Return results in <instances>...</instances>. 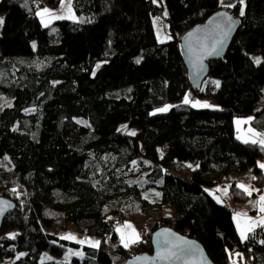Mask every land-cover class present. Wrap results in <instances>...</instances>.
<instances>
[{
  "label": "trees",
  "instance_id": "trees-1",
  "mask_svg": "<svg viewBox=\"0 0 264 264\" xmlns=\"http://www.w3.org/2000/svg\"><path fill=\"white\" fill-rule=\"evenodd\" d=\"M61 2L0 0V158L12 166L0 172V196L16 203L0 230V264H123L151 252L162 227L197 239L214 264H230L235 253L243 264H264V225L241 240L229 203L206 191L230 180L232 201L244 204L264 190V146L238 139L234 127L251 116L264 131V0H70L76 19L43 25L39 9ZM221 9L240 25L207 62L206 79L219 85L206 93L189 78L180 37ZM162 15L171 36L164 42L153 24ZM125 86L129 98L107 96ZM185 95L217 107L176 103L153 113ZM121 123L136 133L119 131ZM249 169L250 195L232 179ZM164 206L174 223L146 213ZM117 212L136 225L138 242L120 244L109 225ZM71 226L99 245L60 237ZM68 249L80 254L41 261Z\"/></svg>",
  "mask_w": 264,
  "mask_h": 264
},
{
  "label": "rangeland",
  "instance_id": "rangeland-1",
  "mask_svg": "<svg viewBox=\"0 0 264 264\" xmlns=\"http://www.w3.org/2000/svg\"><path fill=\"white\" fill-rule=\"evenodd\" d=\"M64 0H62V2L57 6V8H60L59 6H61V4L63 3ZM157 2V0H154ZM234 2L239 3L241 5V7H243V0H228L227 4H233ZM222 3L224 4L225 1L222 0ZM54 15V14H53ZM61 15L64 16L61 18V20H72L74 19L75 15L74 12L71 8L70 3L67 4L63 10L61 11ZM164 15H166V13H164ZM157 16V17H153V24L155 27V31H156V35H157V39L160 42H164V41H169L171 39L170 33H169V27H168V23L165 20V16ZM55 16H50L49 18H43L41 19V23L43 25H49L50 23H52L54 20ZM0 19H2L3 21V15L0 14ZM1 27L2 24H0V34H1ZM261 55L260 54H256L253 56V59L255 61V63H258L257 61H261ZM102 61L98 62L93 70V73L96 71V69L98 67H100L102 65ZM219 83L218 79H210L207 78L203 81L202 83V90L206 93H214L216 91V83ZM130 90L131 87L130 86H125V87H121L119 89H115V90H110L107 92V96L110 98H120V97H126L129 98L130 97ZM185 98L188 99V103L190 104L193 108L195 109H202V108H215L217 107V105L215 103H213L208 97H197V98H190L188 95H185L181 101L179 102H174V103H169L166 106L159 108L155 111H153V113H162V112H166L168 111L172 106H174L176 103H185ZM207 105V106H205ZM262 105V101L259 103L258 107H260ZM161 109H167L166 111H161ZM241 118H246V117H239L236 119H241ZM77 121L84 124V125H88V121L82 118H77ZM118 130L119 131H124L125 133L129 134V135H133L132 133H136V130L133 128L128 127V125L126 123H121L118 126ZM237 138L242 140V141H248V142H252V141H256V143H260L261 140H264V131H258L255 129V131H253V133L248 136L245 137L242 134V130L240 129V127L237 125ZM264 146V144H261ZM165 146H162L159 148V153L162 154L165 151ZM12 169V166H10V162H9V158L8 155H4L3 157L0 158V172H7L10 171ZM232 179L238 181H241L243 183V185H245L250 192H252V186L250 187V182H251V170L249 169L246 172L243 173H239L237 175H235ZM239 184V183H238ZM224 185V184H223ZM225 185L228 186L230 188L231 185V181L230 180H226L225 181ZM206 191L218 202H221L220 200L222 198H224V200H226L229 205L230 208L232 210L231 213V217L233 220V223L235 225L236 231L238 232V236L243 240L244 237L241 235V229H244L245 231H247L248 226H251V228H257L261 225H264V223H262V221H264V212L260 211V207H261V200L260 198L262 196H264V191L263 193H261L260 195H257L255 197H252L251 199H249L246 203L244 204H236L234 203L229 194L232 195L233 192L229 193V189L225 186H218V187H209L206 188ZM248 192V191H247ZM218 193V194H217ZM249 193V192H248ZM223 196V197H222ZM221 198V199H220ZM220 199V200H219ZM236 208V209H235ZM164 213V216H170V217H174V213L169 211L168 209H161ZM241 214L240 216H237V214ZM258 225V226H257ZM130 226V227H129ZM257 226V227H256ZM114 228V230L116 231L117 237L119 239V242L121 245L125 246V244H127L128 246L133 243V240L135 239V234H138L139 239L136 241L138 242L141 239V234L140 231L138 230V228L136 227V225L134 223H132L130 220L128 219H122L120 221L119 224H117ZM254 228V229H255ZM253 229V230H254ZM71 235L72 237H74L75 239H66L72 242H76L79 243L81 245H86V246H90V247H97L99 245L100 242V238L99 237H95V236H88L86 234H82L77 232L73 226L69 227L68 231H66L65 233H63L62 235H60V237H66ZM246 235V233H245ZM98 242V245H97ZM135 242V243H136ZM80 254L79 252H72V250L68 249L66 250L62 255L60 256H55V255H51V254H47L45 253L42 257H41V261H49V260H53L56 262H63V263H68L71 261V257L73 255H78Z\"/></svg>",
  "mask_w": 264,
  "mask_h": 264
},
{
  "label": "water",
  "instance_id": "water-1",
  "mask_svg": "<svg viewBox=\"0 0 264 264\" xmlns=\"http://www.w3.org/2000/svg\"><path fill=\"white\" fill-rule=\"evenodd\" d=\"M225 16L231 17L232 20L226 21ZM239 25L238 18L221 9L182 34V56L194 86L201 87L207 77V62L223 55ZM15 207L13 199L0 196V230L4 218L13 212ZM150 243L151 252L133 255L123 264H214L197 239L170 227H162L153 232Z\"/></svg>",
  "mask_w": 264,
  "mask_h": 264
},
{
  "label": "crops",
  "instance_id": "crops-1",
  "mask_svg": "<svg viewBox=\"0 0 264 264\" xmlns=\"http://www.w3.org/2000/svg\"><path fill=\"white\" fill-rule=\"evenodd\" d=\"M225 1V3L224 4H227L228 3V0H224ZM70 3V0H64L63 1V3L61 4V6H59L60 8H57V7H43V8H41V9H39V11H38V17H39V19H40V21H41V19H43V18H49L50 16H55L54 17V21H57V20H61V18L62 17H64V16H62L61 15V11L63 10V8L67 5V4H69ZM45 9H47L48 11H45ZM54 14V15H53ZM75 15V14H74ZM77 17H76V15H75V17H74V19H76ZM74 19H72V20H74ZM71 20V19H70ZM53 21V22H54ZM52 22V23H53ZM51 24V23H50ZM49 24V25H50ZM216 83V86L218 87V85H219V83H217V82H215ZM251 120H252V117L251 116H249V117H246V118H241V119H235L234 120V127H235V131H236V135L238 134V131H237V125L240 127V129L242 130V134L245 136V137H248V136H250L252 133H253V131H255V129L250 125V122H251ZM239 122V123H238ZM238 137V136H237ZM239 183V184H238ZM243 185V183L241 182V181H238L237 182V185L239 186V185ZM220 186H225V187H227L228 189H229V193H230V188L228 187V186H226L225 184L224 185H220ZM252 185H251V182H250V187H251ZM243 189V188H242ZM252 191H253V188H252ZM264 191V190H263ZM247 192V191H246ZM248 193V192H247ZM252 193V192H251ZM263 193V192H262ZM218 194V193H217ZM229 196H230V198H231V200H232V196H231V194H229ZM223 197V196H222ZM221 199V198H220ZM219 199V200H220ZM221 202H224V201H226V200H224V198H222L221 200H220ZM164 209H168L169 211H171V212H173L174 213V209L172 208V207H170V206H164L163 207ZM162 208V209H163ZM236 209V208H235ZM258 226V225H257ZM256 226V227H257ZM255 228V227H254ZM254 228H251L252 230L254 229ZM251 230V231H252ZM251 231H245V233H246V235L249 233V232H251ZM238 233V232H237ZM240 238V237H239ZM241 239V238H240ZM242 240V239H241ZM230 264H243V256H240L239 254H237V253H235L234 254V256L232 257V259H231V262H230Z\"/></svg>",
  "mask_w": 264,
  "mask_h": 264
},
{
  "label": "snow or ice",
  "instance_id": "snow-or-ice-1",
  "mask_svg": "<svg viewBox=\"0 0 264 264\" xmlns=\"http://www.w3.org/2000/svg\"><path fill=\"white\" fill-rule=\"evenodd\" d=\"M226 7H233L234 5H225ZM45 11H48L47 9H45ZM241 14H243V13H241ZM221 15H224V14H221ZM225 19H226V21H231L232 20V18L231 17H229V16H225ZM3 23V21H2V19H0V24H2ZM258 63H259V61H257ZM185 103H188L189 101H188V99L187 98H185V101H184ZM205 106H207V105H205ZM167 109H161V111H166ZM239 123V122H238ZM133 135L135 134V133H132ZM246 143L248 142L247 140L245 141ZM253 143H256V141L254 140V141H252ZM260 143L261 144H264V140H261L260 141ZM261 167H264V165H261ZM239 187H241V188H243L245 191H248L249 192V195L251 194V192L249 191V189L245 186V185H239ZM260 200H261V207H260V211L261 212H264V196H262L261 198H260ZM241 214H237V216H240ZM262 223H264V221H262ZM130 227V226H129ZM252 229H251V226H248V228H247V231H251ZM241 235L244 237V238H247L246 237V235H245V230L244 229H241ZM64 239H75L74 237H72L71 235H69V236H66V237H63ZM139 239V236H138V234H135V239L133 240V243H135L137 240ZM97 245H98V242H97ZM128 245L127 244H125V247H127Z\"/></svg>",
  "mask_w": 264,
  "mask_h": 264
},
{
  "label": "built area",
  "instance_id": "built-area-1",
  "mask_svg": "<svg viewBox=\"0 0 264 264\" xmlns=\"http://www.w3.org/2000/svg\"><path fill=\"white\" fill-rule=\"evenodd\" d=\"M232 195H234V193H232ZM146 213L152 217H155V218H160L161 216H164V213L161 209L149 208V209H147ZM170 219H171V223L175 222V216L170 217ZM121 220H122V213L117 212V213L110 216L109 225L111 227H115L117 224L120 223ZM247 264H252V260H249L247 262Z\"/></svg>",
  "mask_w": 264,
  "mask_h": 264
}]
</instances>
